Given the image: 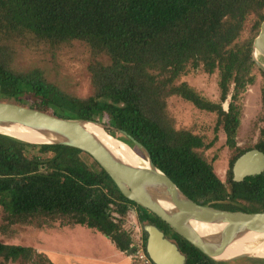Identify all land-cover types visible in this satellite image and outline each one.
Segmentation results:
<instances>
[{"label": "trees", "instance_id": "obj_1", "mask_svg": "<svg viewBox=\"0 0 264 264\" xmlns=\"http://www.w3.org/2000/svg\"><path fill=\"white\" fill-rule=\"evenodd\" d=\"M251 15V35L240 39ZM263 20L264 0H0V100L65 118L101 120L107 115L112 125L144 144L156 166L196 202L262 212L264 171L235 181L233 164L250 149L264 152V127L253 147L239 148L236 139L240 97L256 79L253 42ZM29 38L51 45L86 42L92 54L101 57L88 66L92 93L73 95L50 82L40 67H16V48ZM199 68L219 72L218 101L202 96L186 81L178 82ZM172 96L217 114L213 139L176 128L168 108ZM221 129L226 144L237 151L225 180L203 153L215 145ZM83 154L92 158L75 147L36 144L0 133V205L27 219L67 217L99 230L128 254L134 246L124 222L130 208L137 207L139 222L155 223L175 239L186 255L185 264L226 263L125 197L109 174L92 158L93 168ZM146 241L144 232L145 250ZM0 257L5 263L53 264L31 246L1 241Z\"/></svg>", "mask_w": 264, "mask_h": 264}, {"label": "water", "instance_id": "obj_2", "mask_svg": "<svg viewBox=\"0 0 264 264\" xmlns=\"http://www.w3.org/2000/svg\"><path fill=\"white\" fill-rule=\"evenodd\" d=\"M253 49L264 56V20L254 39ZM255 60L264 71V64ZM91 125L100 126L106 132L111 129L124 133L141 150L147 159V167L126 161L91 131ZM0 127L27 128L40 134L47 140L45 143L67 145L89 154L109 174L125 197L156 214L175 232L215 260L228 262L253 256L244 253L220 259L212 252V246L220 247L222 245L217 244L220 239H232L238 233L264 231V211H231L196 202L156 166L147 147L126 130L99 120L59 117L34 107L1 100ZM263 171L264 152L258 148L246 151L233 164L235 181ZM193 222L204 225L208 232H200ZM144 230L147 233L146 252L154 264H185L186 255L175 239L152 222H146Z\"/></svg>", "mask_w": 264, "mask_h": 264}, {"label": "rangeland", "instance_id": "obj_3", "mask_svg": "<svg viewBox=\"0 0 264 264\" xmlns=\"http://www.w3.org/2000/svg\"><path fill=\"white\" fill-rule=\"evenodd\" d=\"M254 18L255 16L251 15L247 19L240 39H244L251 35V27ZM16 52V67L24 69L40 67L45 71L50 82L57 84L62 90L73 95L88 96L92 93L93 89L88 66L93 60L101 59V57L96 58L86 42L74 39L58 45H51L45 41H37L33 38H29L28 40L25 39L24 44H20L19 48H16ZM254 57L264 64V56L259 52H254ZM104 59L107 60L106 58ZM253 72L256 75L255 82L249 85L247 89L242 92L240 97L242 113L236 137L239 148L255 146L261 139L262 129L264 127V100L262 98L264 75L262 69L258 65ZM181 81H186L202 96L214 101L219 100L220 89L218 85V71L209 74L202 68L191 69L187 74H184L179 78L178 82ZM27 98L33 100L30 95H28ZM228 103L229 100L225 101L223 104L226 109L228 108ZM168 108L170 115L175 120L176 128L190 129L194 133L204 136L206 141L214 138L217 120L216 113L201 110L192 102L187 101L180 96L170 97L168 100ZM99 121L114 126L107 115ZM114 131L115 133L110 134L126 143L127 141H131L121 131ZM218 136L215 145L204 150L203 153L209 161L213 162L217 175L222 180H225L230 167V160L234 157L237 151L226 144V135L222 129L218 132ZM129 144L135 149L136 154L141 158L143 163H145L147 159L136 144L133 141ZM82 156L88 164L95 168V163L92 158L85 154ZM140 212L141 210L137 207L130 208V211L125 217V229L131 233L135 251L144 252L150 260L149 264H154L144 247V224L146 222L138 221V214ZM70 221L71 219L61 216L51 219L34 215L27 219L18 215L14 216V214L0 205V241L7 244L31 246L44 253L41 249H44L47 244H51L55 238H57V240L61 238L59 244H63L62 247L68 248L70 243V245H76L74 250L84 249L87 251L89 247L86 243L89 241L87 240L88 236L84 231L79 230L69 233L62 232L59 235L58 231L55 232L53 230L54 228H63V226H67L68 224H76ZM82 227H84V225ZM62 238L64 241H62ZM55 242L58 244V241ZM129 255L136 263L146 264L137 256H132V253ZM1 263L23 264L19 261L5 263L0 257V264ZM225 264H264V257L256 255L241 257L239 259L228 261Z\"/></svg>", "mask_w": 264, "mask_h": 264}, {"label": "bare ground", "instance_id": "obj_4", "mask_svg": "<svg viewBox=\"0 0 264 264\" xmlns=\"http://www.w3.org/2000/svg\"><path fill=\"white\" fill-rule=\"evenodd\" d=\"M90 128L91 131L97 134L104 142H106L126 161L134 165H141L147 167V161L143 163L141 158L136 154L135 150L131 147L129 143H126L118 139L114 135H111L109 132L104 131L100 126L91 125ZM0 131L12 134L20 139H24L32 143H45L47 141L37 132L27 128L24 129L20 127H0ZM193 225L200 232H208L206 231L207 228H205L204 225H201L198 222H193ZM227 238L228 237H225L218 241L217 244L222 246L217 248L212 246V252L215 254L216 257L223 259L244 253H250L256 256L264 257V231H247L236 234L235 237L232 239Z\"/></svg>", "mask_w": 264, "mask_h": 264}, {"label": "crops", "instance_id": "obj_5", "mask_svg": "<svg viewBox=\"0 0 264 264\" xmlns=\"http://www.w3.org/2000/svg\"><path fill=\"white\" fill-rule=\"evenodd\" d=\"M82 226V224L76 223L53 229L55 232L58 231L59 235L62 232L69 233L82 230L88 236L87 240L89 241L86 243L89 249L85 251L84 249L74 250L76 245H70V243L68 248H64L62 247L63 244H59L61 238L59 240L55 238L51 244H47L44 249H41L53 264H138L129 254L117 248L115 243L99 230L86 225ZM55 241H58L59 245ZM62 241H64L63 238Z\"/></svg>", "mask_w": 264, "mask_h": 264}, {"label": "built area", "instance_id": "obj_6", "mask_svg": "<svg viewBox=\"0 0 264 264\" xmlns=\"http://www.w3.org/2000/svg\"><path fill=\"white\" fill-rule=\"evenodd\" d=\"M137 256L139 259H142L146 264L150 263V260L147 258V256L144 254V252L135 251V249L132 252V256Z\"/></svg>", "mask_w": 264, "mask_h": 264}]
</instances>
